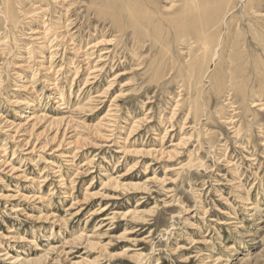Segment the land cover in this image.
Returning <instances> with one entry per match:
<instances>
[{
	"label": "rangeland",
	"instance_id": "obj_1",
	"mask_svg": "<svg viewBox=\"0 0 264 264\" xmlns=\"http://www.w3.org/2000/svg\"><path fill=\"white\" fill-rule=\"evenodd\" d=\"M221 1L0 0V264H264V0Z\"/></svg>",
	"mask_w": 264,
	"mask_h": 264
},
{
	"label": "bare ground",
	"instance_id": "obj_2",
	"mask_svg": "<svg viewBox=\"0 0 264 264\" xmlns=\"http://www.w3.org/2000/svg\"><path fill=\"white\" fill-rule=\"evenodd\" d=\"M12 1V0H11ZM116 1V0H115ZM191 1V5L193 6L194 5V7H195V9H197V13L199 14V15H197V16H199V18L200 19H202V21H204V17L203 16H205V17H207L206 18V20H205V22H206V25H208L210 22H213V21H215L216 20V16L219 14V13H221V6L222 5H220V4H222L221 2V0H214V2H213V7H212V10H211V8L210 7H208L206 4L208 3V2H212L213 0H203V6H200V4L202 3V0H198V1H196V0H190ZM5 2V1H4ZM10 2V1H9ZM8 2V3H9ZM189 3V2H188ZM217 3V4H216ZM11 4V3H10ZM9 4V5H10ZM8 5V4H7ZM117 6V5H116ZM188 6H189V4H188ZM106 7V6H105ZM189 8L191 9V7L189 6ZM188 8V9H189ZM201 8H204V9H201ZM226 8V7H225ZM225 8H224V10H225ZM189 9V10H190ZM208 9H210V12H207V10ZM10 10V9H9ZM187 10V9H186ZM102 11V10H101ZM108 11V10H107ZM131 11V10H130ZM129 11V12H130ZM140 11V10H139ZM149 11V10H148ZM182 11V10H181ZM185 11V10H184ZM191 11V10H190ZM110 12V11H109ZM150 12V11H149ZM187 12V11H186ZM229 12V11H228ZM10 13H12V12H10ZM9 13V14H10ZM102 13V12H101ZM207 13V14H206ZM211 13V15H208V14H210ZM111 14H113V13H111ZM138 14H140V15H142L141 13H138ZM186 15V14H185ZM102 16V15H101ZM130 17H131V21L133 22V21H136L137 20V14L135 13L134 14V12L130 15ZM179 17V16H178ZM192 17H193V15H192ZM13 18V17H12ZM123 18V17H122ZM121 17H118V18H115L116 19V21L119 23V27L120 28H122V19ZM182 18V17H181ZM184 18V17H183ZM186 19H187V17H186ZM177 20V19H176ZM192 20H194V19H192ZM187 22V21H186ZM191 24V23H190ZM179 25H181V24H179ZM184 25H186V24H184ZM217 26V25H216ZM215 26V27H216ZM187 27H189V24H188V26ZM201 27H203V26H201ZM220 27V26H219ZM186 28V27H185ZM180 29V28H179ZM190 29V28H189ZM192 29V28H191ZM177 30V29H176ZM188 30V29H187ZM189 31V30H188ZM212 32V31H211ZM220 32V31H219ZM217 33V32H216ZM201 36H202V39L204 40V48H206V49H209L210 48V40H209V37H207V35H206V33L205 32H203L202 31V33H201ZM222 41V40H221ZM262 42V41H261ZM194 43V42H193ZM224 43V42H223ZM188 49V48H187ZM190 49H192L191 47H190ZM194 49V48H193ZM189 50V49H188ZM211 50H212V48H211ZM192 51V50H191ZM202 51V50H201ZM212 53V52H211ZM207 54V53H206ZM190 56H191V54H190ZM200 56V55H199ZM196 57V56H195ZM204 57V56H203ZM207 57V56H206ZM198 58V57H197ZM196 59V58H195ZM203 59V58H202ZM207 59V58H206ZM204 63H205V61H204ZM257 117V116H256ZM63 122H64V120H61V121H59V122H56V124H63ZM203 169V168H202ZM37 262H40V261H30L29 263H37ZM28 263V264H29Z\"/></svg>",
	"mask_w": 264,
	"mask_h": 264
}]
</instances>
